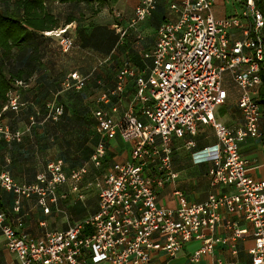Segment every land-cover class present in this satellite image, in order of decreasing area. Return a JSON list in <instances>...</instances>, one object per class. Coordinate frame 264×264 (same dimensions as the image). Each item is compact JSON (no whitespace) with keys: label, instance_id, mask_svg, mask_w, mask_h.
<instances>
[{"label":"built area","instance_id":"built-area-1","mask_svg":"<svg viewBox=\"0 0 264 264\" xmlns=\"http://www.w3.org/2000/svg\"><path fill=\"white\" fill-rule=\"evenodd\" d=\"M161 1L141 0L128 27L115 25L120 44ZM165 1L170 17L158 26L155 46L145 54L152 60L149 73L127 62L119 69L115 86L98 97V103L110 106L99 105L92 112L99 141L90 160L67 170L64 159H51L30 183L17 181L7 165L0 167V191L14 195L16 214L24 199L36 198L43 212L50 214L53 207L60 210L59 204L70 193L85 199L91 186L98 189L94 214L72 222L66 230L47 231L41 238L13 226L0 208V234L15 264H148L157 250L174 257L188 242L202 239L192 256L199 262L214 252L218 242H235L246 233L228 222L227 227L233 229L231 238L206 236L205 230L213 232L220 224L223 209L239 213L251 223L255 246L250 264H264V179L250 175L249 160L241 151L247 140L263 135V111L256 97L263 84L264 0H237L241 11L223 17L214 12L218 0ZM71 29L69 24L45 35L54 37L63 53H70L75 46ZM226 73L240 90L238 107L244 125L238 129L216 118L217 108L228 99ZM91 75L71 71L63 87L81 90ZM130 79L136 82V92L118 114ZM22 105L20 95L13 91L3 110L17 112ZM47 108V117L55 121L65 112L56 101L47 103ZM200 125H211L219 142L194 151L195 163L212 162L208 172L211 186H232L236 191L212 193L203 202H191L175 189L176 207L159 204V188L177 177L175 141L189 137L185 145L195 149L193 137ZM23 136V130L0 122V142H21ZM118 136L130 144V158L107 171L108 144ZM93 167L98 171L96 181L86 182ZM231 249L237 253L233 243ZM207 264L225 263L218 259Z\"/></svg>","mask_w":264,"mask_h":264},{"label":"crops","instance_id":"crops-1","mask_svg":"<svg viewBox=\"0 0 264 264\" xmlns=\"http://www.w3.org/2000/svg\"><path fill=\"white\" fill-rule=\"evenodd\" d=\"M140 1L141 0H109L108 4L103 7L100 13L92 19H89V21L96 25V47L87 43L90 41L89 35L91 29H84L88 25H86V22L71 23V32L75 39V46L70 53L61 54L63 60H56L57 49L52 46V44L50 46V43L47 42L51 49L42 52L43 58H41V66L43 70L41 72L37 71L38 73H35L29 84L25 86L26 96L24 99L33 101V99L36 98L34 100H37L38 97L36 95L43 88L45 89L47 87L51 88L49 92L54 98L57 97L58 94L65 95L68 91L64 89V87L63 90L59 91L53 84L60 81V72L68 69L78 70L83 74H94L93 78H95V82L90 81L94 86L86 91L84 95V102L92 106L93 112L99 105L110 106L98 103V97L104 89L113 88L115 86L118 71L125 63L129 62L142 73L148 74L152 66V60L146 58L145 54L150 52L155 46L158 26L170 17L167 1H161L153 14L139 23L137 30H129V34L123 44H120L119 41H117L118 44L116 42L115 45H107L103 42V40H106L108 34L117 35L115 25L129 26L130 19L133 17L135 8ZM220 2L221 0H218L216 5L218 6ZM58 3L59 2L49 3L47 9L59 19L57 10ZM216 5L214 8H216ZM78 25L79 27H77ZM226 74L224 76V83L225 80H227L229 83L234 84L230 75ZM136 88L135 80L130 79L124 97L119 101L118 114H121L129 105V102L136 92ZM225 88L228 91V99L223 106L217 108L216 118L228 127L238 129L244 125V118L238 107L240 90L235 84L231 91L227 87ZM67 101L70 102V109L71 107L73 108L71 105L72 100L68 99ZM115 101L116 100H113L112 103H115ZM40 107V104L37 103L35 104V108L31 110L36 113V115H39ZM67 113L68 115H72L70 111H67ZM261 127L263 132L264 118L262 119ZM30 129V125H28L27 128L20 129L24 131L22 142L12 144L9 147L0 145V166L7 164L12 176L18 181L27 183L35 181L37 174L45 169L43 165L41 167L36 163L50 156V151H53L52 155L55 156L51 159L61 157L68 163L67 160L69 159V155L75 154V158L77 159L76 163L82 162L78 153L82 147L81 143L76 146V140H72L71 138L67 142L62 141V143H59L60 135L57 134V132L60 129L63 132L70 131V127H61L59 125L45 123L36 125L32 130ZM188 138L189 137L175 141L173 167L174 171L177 173L176 179L174 182L165 183L163 187L159 188L157 201L159 204L166 207L174 208L177 206L178 200L174 194L175 189H180L188 201L191 202H203L212 193L236 191L232 186H211L208 172L213 165L212 162L207 161L197 164L193 159L192 154L194 151H202L218 144L219 141L214 128L211 125H200L197 134L193 137L196 143L195 149L191 150L186 147L185 143ZM77 141L81 142L80 139ZM56 144L57 147L55 146ZM207 151L210 152L211 149ZM241 151L243 156L249 160V167L251 168L250 175L258 179H264L263 135L259 139L247 140V142L242 145ZM76 153L79 157L76 156ZM128 158H130V144L123 141L118 136L108 144V154L104 168L108 171L113 164L125 161ZM83 163L78 164V166H81ZM71 168L73 167L66 166L67 170ZM95 172L97 173L98 171L95 170ZM91 175L92 172L86 178V182L89 181ZM95 181L94 179V181L90 183ZM69 187V185H66L65 189L70 191ZM88 195L89 194L85 197L88 198ZM14 198L12 193L0 191V207L6 211L9 222L13 226L17 227L20 231L28 233L34 238H41L50 230H66L72 222L82 220L94 214L98 210L99 202V197L95 198V200H88L90 207L88 208L85 203L81 204L80 211L76 212L74 208H71L73 202L67 199L59 204L60 210L53 207L50 214H45L43 209L37 205L36 198H30L23 200L21 212L20 214H16L13 210ZM221 214L222 220L220 224L213 232L209 229L205 230L206 236H213L219 239L231 238L233 236V229L227 227L228 222H234L235 228L244 229L246 233L235 242H232V240H228L226 244L218 242L215 245L214 252L209 256H204L199 262H194L192 256L202 245V239H194L188 242L174 257H170L165 251L157 250L153 252L151 261L148 264H207L209 262L214 263L215 260L217 261L218 259H221L225 264H250L252 261L251 250L255 246L253 226L239 213H229L226 209H223ZM19 216L20 219L18 218ZM70 218H75V220L70 222ZM232 243L237 250L236 254L232 252ZM15 263V257L7 250L4 239L0 234V264Z\"/></svg>","mask_w":264,"mask_h":264},{"label":"trees","instance_id":"trees-1","mask_svg":"<svg viewBox=\"0 0 264 264\" xmlns=\"http://www.w3.org/2000/svg\"><path fill=\"white\" fill-rule=\"evenodd\" d=\"M108 1L109 0H16L13 2L12 0H0V50H2L3 56V58H1L0 60V122H7L13 130H19L21 128L14 126L11 122V118L13 117V115L27 109L30 110L32 108H35V104L41 102L42 105H40V108L42 109L41 114L43 116L44 122L58 125V122L67 117V111H70L73 116L81 119L82 121H84L85 119L86 121H89V119H91L92 123L96 126V121L92 115V106L89 103H86V106H84V95L86 91L93 88L94 86L93 83H90V81L95 82L93 73H91V78L83 89H69L67 90L68 92H66L65 95L58 94V96L55 98L49 92L51 88L47 87L45 89L43 88L36 95L38 97L37 100H34L36 98H34L33 101L25 100V86L29 84L31 78L35 75V73L41 72L43 70L41 66V58H43L42 52L45 50L49 51L51 49L50 47L48 48L47 44V42H50V39L55 40L54 37L45 35V32L65 27L74 22L81 23L82 19H87L86 25H88L84 29H91V33L89 35L90 41L87 43H90L91 46L96 47L97 42H95V40L97 36V29L96 25L93 22L89 21V19H92L94 16L100 13L103 7L108 4ZM53 2H59L62 4L67 3L69 5L68 7L71 8V10L66 14L63 25H60L59 19L51 14L47 9V5ZM77 27H79V25ZM117 35L114 36L113 34H108L106 36V40H103V42H105L107 45H115V43L119 41V34L117 33ZM71 71L74 70H65L63 72H60V81L56 84H53L56 89H58L59 91L63 90L62 82H64V79H66L67 75ZM262 79L263 84L256 98L262 106L264 118L263 71ZM18 82H22V85H19ZM96 84L99 85L98 83ZM13 91H16L20 95V101L21 103H23V105L17 112L10 109L3 110L4 106L8 102L9 93ZM23 92H25L24 96ZM68 99L72 100L71 105L73 106V108L71 107V109L69 105L70 102L67 101ZM51 101H56L58 104H61L64 107L65 112L57 121L47 117V103ZM67 104L69 105V107ZM79 108H82V111L79 110ZM32 118H34V122H32ZM36 118L38 117H31L29 124L31 128L30 130H32L37 124H39ZM16 143L20 142L1 141L0 145L9 147L10 145ZM95 147L92 149L91 154L93 153ZM91 154L89 156V160ZM76 156L79 157L77 153ZM64 161L67 167H74L69 166L65 159ZM5 165L7 164H4L0 167H4ZM6 168L7 171L10 172L8 165L6 166Z\"/></svg>","mask_w":264,"mask_h":264},{"label":"rangeland","instance_id":"rangeland-1","mask_svg":"<svg viewBox=\"0 0 264 264\" xmlns=\"http://www.w3.org/2000/svg\"><path fill=\"white\" fill-rule=\"evenodd\" d=\"M13 2L16 0H12ZM58 8V13H59V23L60 25L64 24V19L66 17V14L71 10L70 7H68L69 5L67 3H58L57 4ZM215 14L219 15V16H231L233 14H236L238 12L241 11V4L237 1V0H221L220 4L217 6L216 8H214ZM88 16V14H87ZM63 19H61V18ZM87 20V19H86ZM85 19H82V22H86ZM50 46L52 44V46H54L57 49V59L56 60H60L63 58L61 57V54L63 53L62 50L60 49V46L58 44V42L56 41V39H50ZM48 48H49V44H48ZM63 54H68V53H63ZM1 58H3L2 56V50H0V60ZM70 69H68L67 71H69ZM263 72H264V68H263ZM229 75V74H226ZM225 87H227L230 91L232 89V87L234 86V84L229 83L227 80H225ZM23 92V96H24ZM40 105H42L41 102H39ZM84 106H86V103H84ZM41 108L39 110V115H36V113H34L31 109L30 110H24L21 111L19 113H16L13 115V117L11 118V122L14 126L18 127V128H27V126L30 124V120L32 116L38 117L36 118L39 122V124L37 125H41V124H49V122H44L43 121V116H42V112H41ZM79 110L82 111V108H79ZM88 120V119H87ZM43 122V123H42ZM59 126H68L71 128L70 131L67 132H63L61 129L57 132V134L60 135V140L59 143H62V141L67 142L68 140H70V138L73 140H76V146L77 144L81 143L82 147L79 150V155H80V159H82L80 163H86L89 159V156L92 152V149L95 147L97 141L99 140V135L96 129L95 124L92 123V120L89 119V121H86V119L84 121H82L81 119L76 118L73 115H67L66 118H63L60 122H58ZM81 140V142H78L77 140ZM86 139V141H85ZM84 142V144H83ZM58 143V145H59ZM57 147V144L55 145ZM77 148V147H76ZM53 151H50V156L45 157V159H43L41 162H37V165H40L42 167V165L45 167L46 163L48 160H50L51 158L55 157L52 155ZM69 166H74L76 167L78 164H80L79 162L76 163L77 159L75 158V154H70L69 155V159L67 160ZM92 171V175L89 178V183L91 181H94L95 177H96V172L94 170V168H91ZM86 183V182H85ZM87 184V183H86ZM90 192V193H89ZM89 194L88 198L85 197V199H78V196L74 193H70L68 201H72L73 205L71 208H74V210L76 212L80 211L81 208V204H86L87 207H90V203H88V200H95V198H98V189L95 186H91V188L89 190H87L85 192V195ZM88 203V204H87ZM78 214V213H77ZM75 220V218H70V222Z\"/></svg>","mask_w":264,"mask_h":264}]
</instances>
